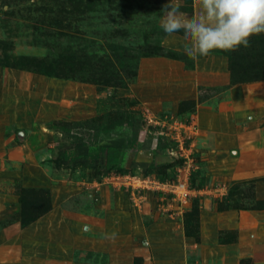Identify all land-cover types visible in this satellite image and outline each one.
<instances>
[{"label":"rangeland","instance_id":"1","mask_svg":"<svg viewBox=\"0 0 264 264\" xmlns=\"http://www.w3.org/2000/svg\"><path fill=\"white\" fill-rule=\"evenodd\" d=\"M94 1L0 0V264H264V162L232 161L264 141V78L231 77L221 50L190 59L160 27L166 0ZM176 180L185 203L152 183Z\"/></svg>","mask_w":264,"mask_h":264},{"label":"clouds","instance_id":"2","mask_svg":"<svg viewBox=\"0 0 264 264\" xmlns=\"http://www.w3.org/2000/svg\"><path fill=\"white\" fill-rule=\"evenodd\" d=\"M198 15L181 11L179 0H166L159 23L168 35L183 32L184 52L193 61L216 50L248 47L264 34V0H197Z\"/></svg>","mask_w":264,"mask_h":264},{"label":"trees","instance_id":"3","mask_svg":"<svg viewBox=\"0 0 264 264\" xmlns=\"http://www.w3.org/2000/svg\"><path fill=\"white\" fill-rule=\"evenodd\" d=\"M105 1H112V0H105ZM99 1L95 0L92 2V4H96ZM137 8L141 9V6H137ZM264 37V34H263ZM253 44L255 45H260L264 46V40H251L249 41V47H252ZM151 47V46H149ZM247 47L240 46L236 50H231V51H222L221 52L228 58V66L230 70V75L231 77H236L237 75H243V77H246L247 79H261L264 78V54H256L255 58L256 59H251L250 55L244 51ZM155 49V48H154ZM152 54H159L157 52L152 51ZM68 60V59H67ZM248 62L245 64H241V62ZM70 64L71 62L68 61L67 66L68 69L66 70L67 72H71L70 68L72 67ZM56 65L52 64L49 68H46L45 70L39 69L38 71L43 74H54ZM70 75V74H69ZM62 77H67V75H61ZM81 77V76H80ZM88 120H82V121H74L70 123H61L58 122L57 124L52 125L53 128L59 130L62 133L67 134L69 129L71 127H77V126H86L88 128ZM139 127V122L137 121H132L130 124L129 128V136H130V141L131 143H134L137 140V130ZM92 132V142L95 143L97 140V137L101 130L96 126L90 127ZM74 145L76 146H81L83 145L80 140H78ZM99 151L103 153V158L105 160V170H111L117 166L118 160H119V155L121 149L117 146H98Z\"/></svg>","mask_w":264,"mask_h":264},{"label":"crops","instance_id":"4","mask_svg":"<svg viewBox=\"0 0 264 264\" xmlns=\"http://www.w3.org/2000/svg\"><path fill=\"white\" fill-rule=\"evenodd\" d=\"M202 107H198V109H196V117H197V121L200 122L202 121ZM210 115H213L212 113H210ZM253 124V128H255V130L259 133V131H261V127H258V125L256 126L254 124V122L251 123V125ZM97 142L98 144L100 143V141L104 138V134L99 133L97 134ZM250 136V135H249ZM101 146V145H100ZM105 146H116V144H108ZM119 147V146H117ZM217 146L215 148V151H217ZM254 152V153H253ZM250 153V154H249ZM252 154V155H251ZM232 161L233 163L236 165L237 164V171H234L236 173H239V169H242L245 166H249L252 164H260L262 162H264V141L263 140H258L257 138H253V137H246L244 140L241 142V145L239 147V149H237L236 153L232 156ZM124 160H120L119 164L123 165ZM250 170V169H249ZM251 171V170H250ZM249 171V173H251ZM259 172L256 171L254 175L258 174ZM263 235H264V221H263Z\"/></svg>","mask_w":264,"mask_h":264},{"label":"built area","instance_id":"5","mask_svg":"<svg viewBox=\"0 0 264 264\" xmlns=\"http://www.w3.org/2000/svg\"><path fill=\"white\" fill-rule=\"evenodd\" d=\"M128 179H133V176L128 177ZM140 181L141 182H139V183H138V180L135 181V182H137L138 185H140L137 187H141L143 183L146 184L148 182L146 178L141 179ZM152 183L156 187H160V188L164 187L166 189H169V192L181 203H185L188 200V198L191 197V195H194V190L190 189L185 184L184 181L176 180L172 183H168L166 181H164V182L163 181H153Z\"/></svg>","mask_w":264,"mask_h":264}]
</instances>
